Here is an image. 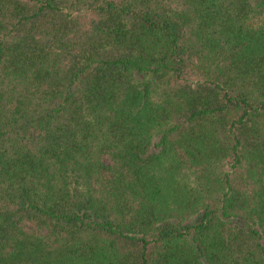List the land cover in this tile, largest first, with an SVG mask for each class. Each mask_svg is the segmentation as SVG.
<instances>
[{
  "label": "trees",
  "instance_id": "1",
  "mask_svg": "<svg viewBox=\"0 0 264 264\" xmlns=\"http://www.w3.org/2000/svg\"><path fill=\"white\" fill-rule=\"evenodd\" d=\"M0 264H264V0H0Z\"/></svg>",
  "mask_w": 264,
  "mask_h": 264
}]
</instances>
